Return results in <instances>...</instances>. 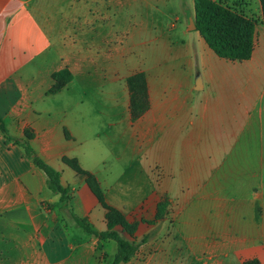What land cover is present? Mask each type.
Returning <instances> with one entry per match:
<instances>
[{
	"label": "crops",
	"instance_id": "crops-1",
	"mask_svg": "<svg viewBox=\"0 0 264 264\" xmlns=\"http://www.w3.org/2000/svg\"><path fill=\"white\" fill-rule=\"evenodd\" d=\"M222 1L257 22L249 60L210 49L196 30L195 0H0V117L11 138L0 131V264H92L101 240L63 207L98 231L108 228L107 211L64 158L139 229L157 215L158 199L149 208L156 143L163 175L177 173L198 189L203 159L226 158L222 168L241 174L250 191L251 142L264 143L263 9L260 0ZM139 72L147 89L136 113L128 80ZM16 141H30L62 173L70 202L49 189ZM171 158H179L174 171ZM238 200L227 198L211 215L228 233L250 213V197L243 208ZM249 246L227 241L206 252L227 255L218 264H238L235 253ZM258 257L264 264V245Z\"/></svg>",
	"mask_w": 264,
	"mask_h": 264
},
{
	"label": "rangeland",
	"instance_id": "rangeland-1",
	"mask_svg": "<svg viewBox=\"0 0 264 264\" xmlns=\"http://www.w3.org/2000/svg\"><path fill=\"white\" fill-rule=\"evenodd\" d=\"M138 74L145 75V72ZM157 145L159 161L156 162L155 172L152 174L156 194L149 208L155 205L157 199L159 203L169 199L168 217L163 224L154 228L147 224V227L139 229V222L134 223L137 225L134 227V235L139 238L148 231H154L156 236L147 245L142 246L136 257L126 264H218L227 255L206 252L210 250V246L213 243L220 245L227 241L235 242L242 239L250 240L251 246L244 253H235L238 264H261L258 250L264 245V173L257 172L255 169L264 167V143L251 142L252 171L249 192L244 188L246 183H243L241 174H229L222 168L227 165L226 158L203 159L202 184L198 189L186 186L184 180L181 183L182 180H179L177 173L163 175L160 147L162 143H156V147ZM179 164V158H171L173 171ZM226 177L229 179L227 180ZM164 179L170 190H163ZM248 196L251 199L250 213L244 217L243 221L233 222V225L239 228L228 233L225 229L227 223L214 219L211 215L215 216L216 209H226L227 198L240 199L238 200L240 202L236 201L235 205L238 204L241 208L243 205L246 207L245 201ZM198 198L199 202L196 204ZM63 209L65 214L72 217V206L67 205ZM145 222L142 223L146 225ZM243 224L246 225L247 233L245 234L240 227ZM116 254L115 243L99 241L92 264H112Z\"/></svg>",
	"mask_w": 264,
	"mask_h": 264
},
{
	"label": "trees",
	"instance_id": "trees-1",
	"mask_svg": "<svg viewBox=\"0 0 264 264\" xmlns=\"http://www.w3.org/2000/svg\"><path fill=\"white\" fill-rule=\"evenodd\" d=\"M264 17V0H260ZM195 26L196 30L204 38L211 50L222 58L231 61H245L252 57L255 43V34L257 22L246 17L242 12L226 5L222 0H195ZM67 72H61L57 75L59 79L64 78ZM130 89H132V102L136 113L140 112V105L146 97L145 75L136 74L128 80ZM0 131L11 139L8 128L3 118L0 117ZM29 139L33 135L28 136ZM16 143L22 146L28 157L32 158L35 165L44 171L47 176L49 189L59 194L62 203H68L71 200V188L62 184V173L51 165L39 158L30 141ZM63 162L72 167L78 175L87 177L93 193L97 197L101 206L107 211L106 219L108 228L104 231L96 230L85 219L72 213L77 225L87 234L100 239L103 242H114L117 246V254L112 264H126L136 257L142 246L147 245L156 234L154 231L147 232L141 238L134 235L136 224L129 223L123 214L110 207L104 198L102 189L97 181L86 174L79 167L75 160L67 158ZM170 207L169 199L163 200L158 204L157 215L153 221H146L149 226L158 227L167 219Z\"/></svg>",
	"mask_w": 264,
	"mask_h": 264
}]
</instances>
